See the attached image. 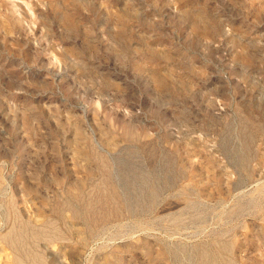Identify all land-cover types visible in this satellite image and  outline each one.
<instances>
[{
	"label": "rangeland",
	"instance_id": "374dc122",
	"mask_svg": "<svg viewBox=\"0 0 264 264\" xmlns=\"http://www.w3.org/2000/svg\"><path fill=\"white\" fill-rule=\"evenodd\" d=\"M0 264H264V0H0Z\"/></svg>",
	"mask_w": 264,
	"mask_h": 264
}]
</instances>
